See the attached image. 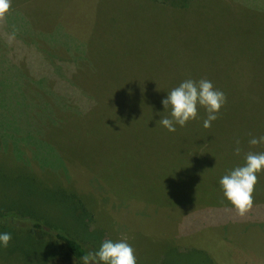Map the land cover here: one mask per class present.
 Masks as SVG:
<instances>
[{
  "label": "rangeland",
  "instance_id": "1",
  "mask_svg": "<svg viewBox=\"0 0 264 264\" xmlns=\"http://www.w3.org/2000/svg\"><path fill=\"white\" fill-rule=\"evenodd\" d=\"M25 2L20 0L13 9L10 2L9 10L0 16V152L4 149L3 155H8L0 157V162L7 164L11 162L12 156L21 157L19 160L24 161L29 168L50 170L53 173L50 175L51 180L62 176L63 181L66 179L70 185L79 189L76 192L82 196L87 193L93 198L92 202L97 207L90 211L88 202L77 196L69 199L66 195L53 194L48 209L57 222L62 224L60 228L82 241L88 251H94L104 239H125L129 244L144 241V253L134 251L137 264H151L152 260L166 254V233H169L166 228L176 223L177 217L182 214L181 209L186 208L196 210L193 225L205 218L210 221L205 227L193 230L185 225L179 226L177 237L172 239L179 248H204L218 264H264V170L258 174L254 186L252 207L240 215L223 197L218 180L228 170L242 164L243 155L240 153L238 162L224 164L222 172L216 173L212 168V159L216 153L229 150L233 144L236 145L237 140L242 152L246 137L250 139L264 135V49H259V39L263 35L257 32L260 21H257L255 11L259 7L264 9V0H231L232 5L229 0H193L195 8L168 7L170 12L185 16L174 20L178 26L167 19L164 21L162 16L155 15L152 10L142 13V19L137 20L138 24L145 25L146 30L145 34L136 33L133 36L149 39L139 40L148 52H154L155 48H160L161 52L157 55L149 53L148 55L153 56L147 58L134 56L126 61L117 60L116 64L121 72L140 71L153 66L155 70L161 66L166 70V86L173 83L178 86L184 79L178 76V70L187 64L183 61L190 58L194 62L203 63L200 71L206 67L207 71L212 72L210 77L207 74L203 79L210 80L226 97L216 120L211 122L210 127L215 129L212 134L208 130L210 127L202 126L206 113L203 108H199L196 119L186 122L183 127L177 125L174 132L159 130L145 136L149 151L155 155L159 153L163 160L167 157L166 163L170 162L167 168L174 170L171 171L174 176L171 186L175 194H170L169 199L166 194V199L152 204V196L148 192L151 185H157L159 177L163 180L161 173L145 169L143 173L146 177L142 178V184L134 179L135 176H128L112 180L110 188L104 180L88 175V168L80 159L75 164L78 168L71 172L56 144L43 138L37 118L42 115L52 120L49 103L43 106L42 111H38L45 103L43 92L50 103L65 108L73 101L79 108L87 109L93 104V99L70 79L74 72L80 70L77 65L83 56L81 42L71 35L67 25L52 26L57 10L62 7L61 11L64 12V5L57 6L53 0L55 7L46 3L44 16L47 24H52L46 30L38 31L31 27L35 18L30 5L27 6V11L24 9ZM33 6L36 9L40 5L35 2ZM251 6L253 9H250ZM244 7L253 12H245ZM168 10L166 8V18L170 17ZM189 13L191 19L185 20ZM179 28L182 29L181 33ZM184 30L189 35H199L203 40L209 41L203 43V47L208 48L206 53L201 45L183 38ZM127 43L129 45L126 47L130 49L141 46L136 41ZM207 44L209 45L206 46ZM239 53L246 58H238ZM260 61L263 65H258ZM249 64L250 72L255 65L258 68L257 72L245 78L246 81L248 79L250 88L249 100H234L233 95L229 94L236 87L234 75ZM112 78L117 79L115 75ZM199 79L201 78L195 80ZM120 80L122 81V77ZM256 81L259 83L255 84ZM255 93L258 96L261 93L260 97L254 99ZM236 113L239 116L233 118ZM166 114L168 115L167 110ZM238 119L242 121L235 125L234 121ZM155 136L158 139L156 143L153 142ZM249 146L252 152H264V144ZM211 151L212 154L208 155ZM199 156L202 159H198ZM206 156L209 158H204ZM207 163L212 167H208ZM40 164L44 167L41 168ZM5 176L12 174L7 172L2 177ZM155 187L159 189L158 186ZM164 189L166 190V186ZM141 198L145 200L143 205L137 204ZM193 199L197 200V205L200 203L199 208L192 207L190 202ZM100 201L105 203V207L99 206ZM106 204H110L112 210ZM7 207H3L5 209L0 210V213L10 212ZM9 208L13 209L11 212L17 215L16 220L22 226L30 219L25 216L32 208L40 211L25 191H22L17 204ZM42 210L46 213L47 208ZM108 212H112L111 215L113 212L118 213L121 220L116 218L114 225L115 217H111L112 220L102 219L101 214ZM84 215H87L85 220L89 222L86 227L82 223ZM186 215L187 212L181 217ZM7 216L0 218L1 224H9L10 216ZM0 231L10 232L12 236L8 246L0 248V264H82L74 257L69 258L60 243L44 236L42 232V236L37 232H26L24 236L10 226H0Z\"/></svg>",
  "mask_w": 264,
  "mask_h": 264
},
{
  "label": "trees",
  "instance_id": "2",
  "mask_svg": "<svg viewBox=\"0 0 264 264\" xmlns=\"http://www.w3.org/2000/svg\"><path fill=\"white\" fill-rule=\"evenodd\" d=\"M25 1L24 9L26 10L27 6L30 5L29 8L32 9V15L36 19L31 22V27L37 28L38 31L46 30L47 26L52 24V22L47 24L48 21L44 16L46 11L45 4L51 3L55 7L52 0ZM229 1V4L232 5L231 0ZM10 2H12L11 8L13 9L16 8L20 0H10ZM35 2L40 5L36 9L33 6ZM53 2H56L55 4L57 6L64 5L65 10L64 12L61 11L62 7L57 10L55 23L52 26L54 24L67 25L71 35L77 38L81 42V47H83V56L81 57L80 64L77 65L80 70L74 72L70 79L78 88L90 95L93 99V104L87 109H81L76 103L71 101L70 106L65 108L62 105L50 103V99L43 92L45 103L43 105L41 104L42 106L38 108V111H42L44 109L43 106L49 103L48 109L51 112L48 111L52 115V120L48 116L42 115L37 118L38 125L41 127L40 130L44 135L43 138L47 142L56 144L58 152L63 155L68 167L71 168V172L78 168L75 164L80 159L84 161L88 168V175L104 180V183L109 187L112 184V180L116 181V178L125 179L128 176H135L134 179L142 184V178L146 177L143 173L145 169L161 173L164 177L163 180L159 177L157 185H151L148 195L152 196L151 204L152 202L156 203L159 200L166 199V194L169 199L170 194H175L173 186H171L174 178L171 171L174 170L167 168L170 165V162L166 163L167 157L163 160L159 153L155 155L149 151L148 141L145 139V136L159 130H167L160 126L158 122L156 123L160 119V115L167 116L166 110L163 111V106L160 101L166 96V91L177 85L173 83L166 86V70L164 71L161 66L156 67L155 70L154 66L140 70L142 72H121L116 62L117 60H130L134 56L147 58L153 56L148 55L149 53L157 55L161 52L160 48H155L154 52H148L139 40L149 39L147 37L138 38L133 36L136 33L145 34V25L138 24L137 22L138 19H142V13H149L152 10L155 15L162 16L164 21L167 19L171 24L178 26L174 20L182 19L185 16H178L170 12L168 7L187 9L190 6L195 8L196 5L193 0H53ZM166 8L170 16L169 18H166ZM244 9L245 12H253L251 10L249 11L246 7ZM250 9H253V6ZM114 11L117 12L113 13ZM223 11L226 13L225 10ZM255 11H257L258 15L257 21H260V28L257 29V32L263 35L259 39V49H264V9L259 7ZM111 15L113 16L111 17ZM190 19L191 16L189 13L185 20ZM228 27L230 29V25ZM179 30L181 33L182 29L179 28ZM183 38L188 39L190 42L194 41L202 47L204 42H209L203 40L199 35H189L185 30ZM154 40L160 39L154 38ZM128 41H136L141 46L131 49L127 48L126 46L129 45L127 43ZM203 48L204 53H206L208 48H205V46ZM190 54L192 55L191 52ZM241 57L246 58L239 53L238 58ZM189 59H185L183 62H187V64L178 70V76L181 79L191 78L195 80L197 78H206L204 75L206 76L207 74L209 77L211 76L212 72L207 71L206 67L200 71L203 63L194 62L193 59ZM262 60L263 56L261 57ZM261 61L258 65H263ZM250 66L249 64L248 67H244L243 71H239V74L234 75L236 87L229 91V94L233 95L234 100L239 99L244 100V102L247 99L249 100L250 88L248 87V79L246 81L245 78L250 77L251 73L257 72L256 70H258L255 65L253 71L250 72L248 70ZM248 72L250 73L248 74ZM112 75H115L117 79H113ZM121 77L122 81L120 80ZM258 83V81L255 82V84ZM260 95L258 96V93H255L253 98H259ZM238 116V113L233 114V118ZM241 121L242 119H238L234 123L236 125ZM208 130L210 134L215 131L213 127H210ZM248 141L249 139L246 137L245 145L243 146L242 152H240L243 156L250 151ZM153 142H158L156 136ZM235 147L236 145L233 144L229 150L216 153L217 155L213 156L212 159L214 161V167L208 163L207 166L214 168L216 173H218L224 170V164L231 165L234 162H238L241 155L234 154L233 150ZM3 150L0 152V157L8 156L3 155ZM211 154L212 151L208 155ZM20 158H14L12 156L10 163L0 162V210L8 206L7 209L10 211L6 214L0 213V218H7V215L10 216V220L8 219L9 224L0 223V226L13 227L17 230V233L24 236L26 232H37L38 234L42 232L44 236L60 243L67 251L66 253L69 258L74 257L79 262H82L80 257L86 254L88 250L82 241L60 228L62 224L57 222L52 212L48 209L51 206V196L55 193H57V196L66 195L69 199L71 196H77L81 200L88 202L87 205L90 206V211L93 208L95 209L97 204L95 207V203L93 204L92 202L93 198L87 193L82 196L76 192L79 189L70 185L66 179L63 181L62 176H59V179L55 178L51 180L50 175L53 173L50 170L42 171L38 168L31 169L24 164V161H20ZM204 158L209 157L206 156ZM198 159H202V157L199 156ZM72 161L75 162L73 163ZM102 163L103 166L101 165ZM40 166L41 168L44 167L43 164H40ZM7 172H10L12 176L2 177ZM73 176L75 175L73 174ZM155 186H158L159 189ZM165 186L166 190L164 189ZM196 190L193 198H195ZM22 191L30 195L35 206L40 208V211L32 208V211L27 213L25 218L30 217V219L25 226L17 222V215L11 212L13 209L9 208L10 206L16 205L21 199ZM186 195H189V192H186ZM147 197V199H150L149 196ZM76 199L80 200L78 198ZM138 201L137 204L140 203L141 205L145 202L142 198ZM190 203L193 208L200 207V203L197 205L196 199H193ZM99 204L100 207H105L104 202L100 201ZM106 205L109 210H112L110 204ZM181 206L183 208V205ZM42 208H47L46 213L43 212ZM181 210L183 216L186 212L187 215L183 218L181 214V216L177 217L176 223L169 227L166 226V232H169L166 233L168 234L166 235L168 237L166 239V254L164 256L163 254L158 256L156 260L151 261V264H218L204 248L193 246L181 249L172 240L175 239L174 237H177L179 226L185 225L186 228L190 227L193 230L201 228L202 226L205 227L210 221L205 220V218L202 222L193 225L195 214H197L195 213L196 210H186V208ZM111 213L101 214L102 219L108 218L112 220L111 217H115V225L116 218L120 221L122 217L118 213L113 212V215ZM87 215H84L82 219L85 227L89 223L85 220ZM15 223L20 226L13 225ZM110 224L111 222L107 227ZM130 245L137 253L138 251L144 253L146 248L144 241L138 244L132 242Z\"/></svg>",
  "mask_w": 264,
  "mask_h": 264
},
{
  "label": "clouds",
  "instance_id": "3",
  "mask_svg": "<svg viewBox=\"0 0 264 264\" xmlns=\"http://www.w3.org/2000/svg\"><path fill=\"white\" fill-rule=\"evenodd\" d=\"M10 7V0H0V16ZM224 93L215 88L207 79L181 81L178 86L166 91L161 99L163 111L167 116H161L156 121L169 132H174L176 126L183 127L186 122L196 119L198 109L203 108L206 118L202 122L204 128H209L216 120L217 113L224 105ZM250 145L264 144V135L249 139ZM234 154H240L239 141H236ZM264 170V152L249 151L243 156V163L228 170L222 175L218 184L223 197L230 202L237 213L243 215L252 207V193L257 183L258 174ZM12 239L11 233L0 231V248L7 247ZM82 264H137L134 249L125 239H104L94 251H88L80 257Z\"/></svg>",
  "mask_w": 264,
  "mask_h": 264
}]
</instances>
